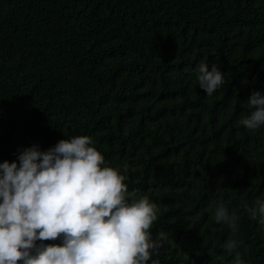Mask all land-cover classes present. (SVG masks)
<instances>
[{
  "label": "trees",
  "instance_id": "16d2710c",
  "mask_svg": "<svg viewBox=\"0 0 264 264\" xmlns=\"http://www.w3.org/2000/svg\"><path fill=\"white\" fill-rule=\"evenodd\" d=\"M201 62L224 72L211 97ZM255 90L264 0H0V163L90 136L129 191L157 205L160 264H232L228 239L264 264L246 210L264 199V126L240 124ZM220 204L238 232L215 222Z\"/></svg>",
  "mask_w": 264,
  "mask_h": 264
},
{
  "label": "clouds",
  "instance_id": "9594fccd",
  "mask_svg": "<svg viewBox=\"0 0 264 264\" xmlns=\"http://www.w3.org/2000/svg\"><path fill=\"white\" fill-rule=\"evenodd\" d=\"M194 71L206 96L225 82L215 63L201 62ZM245 104L249 115L240 124L260 129L264 92L253 91ZM125 180L88 135L61 139L47 150L38 143L18 149L16 160L0 163V264H160L164 244L150 231L157 205L129 191ZM246 210L264 237V199ZM214 217L239 231V216L223 204ZM48 240L60 242L43 243ZM242 246L243 239L224 243L232 264H246Z\"/></svg>",
  "mask_w": 264,
  "mask_h": 264
},
{
  "label": "water",
  "instance_id": "95a60500",
  "mask_svg": "<svg viewBox=\"0 0 264 264\" xmlns=\"http://www.w3.org/2000/svg\"><path fill=\"white\" fill-rule=\"evenodd\" d=\"M18 264H22V262H18Z\"/></svg>",
  "mask_w": 264,
  "mask_h": 264
}]
</instances>
